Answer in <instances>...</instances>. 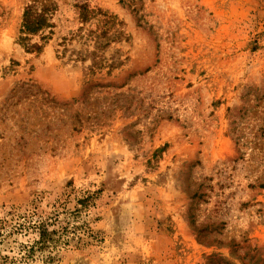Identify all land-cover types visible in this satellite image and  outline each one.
Here are the masks:
<instances>
[{"label": "rangeland", "instance_id": "1", "mask_svg": "<svg viewBox=\"0 0 264 264\" xmlns=\"http://www.w3.org/2000/svg\"><path fill=\"white\" fill-rule=\"evenodd\" d=\"M0 219L13 264H264V0H0Z\"/></svg>", "mask_w": 264, "mask_h": 264}, {"label": "trees", "instance_id": "2", "mask_svg": "<svg viewBox=\"0 0 264 264\" xmlns=\"http://www.w3.org/2000/svg\"><path fill=\"white\" fill-rule=\"evenodd\" d=\"M38 2L30 4L24 14V23H23V32L26 34L35 35L40 31L44 30L46 27H51L50 15L52 11L55 10V5L49 1H44L42 5L37 6ZM80 17L82 22H89L93 18H98L99 27L98 30L91 31L93 40L96 48H101L106 45L104 42L106 39H109L108 31L115 30V39L120 38V32L116 30V24L114 18L110 15L104 14L100 11L91 10L86 5L80 6ZM117 32V33H116ZM28 49H39L40 46L37 44H32ZM96 55V54H93ZM9 222L0 219V246L5 242L6 238L11 236L12 233L19 229H24L25 225H19L16 228H11L8 230ZM52 225L47 221L39 222L38 224H31L28 226V231L31 233H36L37 239L34 241L33 245L28 247V256L30 253L34 252L36 249L43 251L46 250L57 243L56 231L50 230ZM13 259H10L8 256H2L0 250V264H13Z\"/></svg>", "mask_w": 264, "mask_h": 264}]
</instances>
